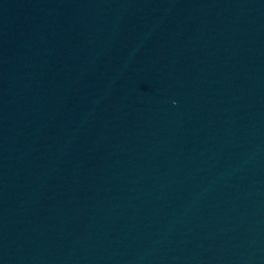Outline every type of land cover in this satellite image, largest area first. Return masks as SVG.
I'll return each instance as SVG.
<instances>
[{
  "label": "water",
  "instance_id": "obj_1",
  "mask_svg": "<svg viewBox=\"0 0 264 264\" xmlns=\"http://www.w3.org/2000/svg\"><path fill=\"white\" fill-rule=\"evenodd\" d=\"M0 264H264V0H0Z\"/></svg>",
  "mask_w": 264,
  "mask_h": 264
}]
</instances>
